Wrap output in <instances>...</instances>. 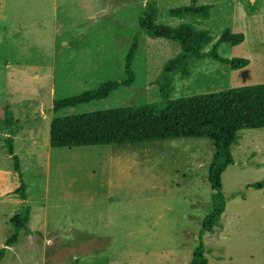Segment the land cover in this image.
I'll return each mask as SVG.
<instances>
[{"label":"rangeland","instance_id":"rangeland-1","mask_svg":"<svg viewBox=\"0 0 264 264\" xmlns=\"http://www.w3.org/2000/svg\"><path fill=\"white\" fill-rule=\"evenodd\" d=\"M159 0V22L191 23L213 42L227 28L245 34L237 46L219 45L223 58H248L232 69L211 58L191 63V77L174 81L172 99L264 84V0H199L211 17H173ZM255 6V11L252 10ZM140 0H0V248L11 220L28 204L29 229L7 249L1 264H188L212 209L208 180L215 150L207 138H180L138 145L52 148L55 100L128 78L126 57L139 31ZM179 45L141 35L136 80L110 98L64 114L156 103L155 80ZM10 105L19 129V157L27 199L13 157L4 110ZM234 164L223 175L227 206L221 224L204 234L209 264H264V128L243 130Z\"/></svg>","mask_w":264,"mask_h":264},{"label":"trees","instance_id":"trees-1","mask_svg":"<svg viewBox=\"0 0 264 264\" xmlns=\"http://www.w3.org/2000/svg\"><path fill=\"white\" fill-rule=\"evenodd\" d=\"M144 3L139 12V31L135 33L126 57V80L107 81L97 88L84 93L54 101L53 118L50 129L52 148H74L106 145H138L147 142L180 138H207L214 142L215 150L209 166L208 180L213 190L212 209L205 216L199 232V242L193 250L188 264H209L206 257L207 247L204 234L213 233L220 226L227 200L223 193V175L234 164L233 147L241 139L243 130L264 128V84L245 85L226 90L196 94L172 99L174 81L177 76L190 78L191 63L207 58L216 60L232 69L246 67L248 58H223L219 55V45L229 43L242 44L246 37L241 32L227 28L219 40L207 50L213 42V36L207 29L197 28L185 22L177 26L159 22L161 6L159 0H140ZM212 6L199 0H190L186 4L172 6L168 14L173 17L196 16L203 19L211 17ZM255 11V6L252 5ZM166 39L179 45V53L169 59L155 80L158 86L159 100L156 103L129 105L115 109L95 110L79 114H64L69 111L110 98L122 87H130L136 80L134 63L138 54L141 35ZM4 123L10 131L6 139V148L13 157L19 174L20 186L16 194L26 200L27 185L22 180L20 160L14 150V136L19 129L18 121L10 105L4 110ZM249 187L264 189V182L250 184ZM32 208L25 204L12 220V233L4 246L0 248V264L7 249L18 242L22 230H28Z\"/></svg>","mask_w":264,"mask_h":264}]
</instances>
